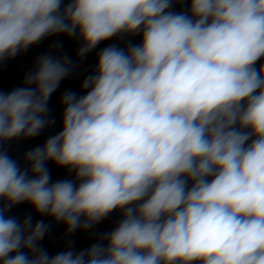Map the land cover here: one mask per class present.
<instances>
[{
    "label": "clouds",
    "instance_id": "clouds-1",
    "mask_svg": "<svg viewBox=\"0 0 264 264\" xmlns=\"http://www.w3.org/2000/svg\"><path fill=\"white\" fill-rule=\"evenodd\" d=\"M57 34L81 40V59L115 36L141 42L101 49L30 167L4 144L55 124L48 102L73 62L41 55L0 90V264H264V0H0V66ZM48 161L74 179L52 182ZM25 202L66 234L122 219L50 256L48 224L6 215Z\"/></svg>",
    "mask_w": 264,
    "mask_h": 264
}]
</instances>
